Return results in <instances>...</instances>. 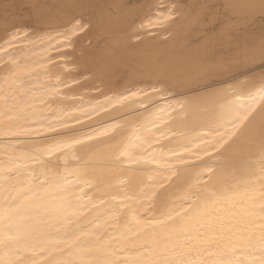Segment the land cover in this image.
<instances>
[{
	"label": "snow or ice",
	"instance_id": "6c2138e0",
	"mask_svg": "<svg viewBox=\"0 0 264 264\" xmlns=\"http://www.w3.org/2000/svg\"><path fill=\"white\" fill-rule=\"evenodd\" d=\"M147 6L140 28L149 34L178 18L175 0ZM90 27L74 18L33 38L14 26L0 41V264H176L168 253L177 248L202 257L179 264H264V40L253 65L223 87L155 83L109 95L94 86L103 99L92 100L69 95L82 73L62 78L47 67L52 56L28 55L39 44L67 61L62 50ZM116 171L122 194L111 191ZM142 177L150 183L133 191ZM155 188L168 197L160 216L151 214L164 194ZM124 209L135 229L102 233ZM145 222L153 240H131Z\"/></svg>",
	"mask_w": 264,
	"mask_h": 264
},
{
	"label": "bare ground",
	"instance_id": "6f19581e",
	"mask_svg": "<svg viewBox=\"0 0 264 264\" xmlns=\"http://www.w3.org/2000/svg\"><path fill=\"white\" fill-rule=\"evenodd\" d=\"M157 2L0 0V41L6 38L14 26L29 29V36L35 38L43 33L63 30L74 18L89 20L90 29L74 41L71 49L62 50L68 57L67 61L60 60L56 52H43L39 44L28 55L35 60L46 55L52 56L53 63L47 67L51 73H59L62 78L81 79L79 74L82 73L86 80H82V86L71 85L69 95L83 93L87 99L92 100L103 99L101 93L94 90V86L109 95L120 93L126 88L155 83L170 86L173 92H184L186 89L183 86L192 83H214L223 87L232 82L233 76H239L237 68L253 65L252 52L258 53L264 40V0H175L179 13L175 22L165 28L154 29L149 34L140 25L152 11L147 5H155ZM163 2L167 4L170 0ZM137 33L139 39L136 38ZM65 63L74 65L75 70H66ZM258 63L257 58L255 64ZM85 89L88 91L85 92ZM111 115L118 113L113 111ZM107 119V116L102 115L88 123L96 126ZM84 130L87 131V127ZM173 146L174 143L165 144V147ZM68 162L75 161L69 157ZM123 174L116 171L111 177L114 185L111 191L122 194L123 189L118 181ZM147 183L150 182L142 177L134 181L132 190L138 192ZM176 183L178 181L174 178V183L168 187L169 192L175 188ZM154 191L164 193L159 188ZM167 198V193H164L155 200L156 207L152 215L160 216L165 211L163 202ZM108 204H119V200L112 201L109 198ZM144 211L149 209L146 207ZM117 219L118 223L111 227L104 226L102 233L118 237L126 226L133 229L136 227L127 209ZM141 227L143 231L130 239L149 243L153 240V227L146 222ZM155 233L157 238L162 236L159 225L155 226ZM163 242L161 239L160 243ZM137 255L133 250L112 258L123 261ZM149 255V252H144L145 258ZM201 258L195 250L189 253L177 248L169 249L168 253V259L176 264L180 260Z\"/></svg>",
	"mask_w": 264,
	"mask_h": 264
}]
</instances>
